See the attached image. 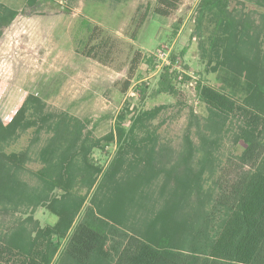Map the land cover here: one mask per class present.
Listing matches in <instances>:
<instances>
[{
    "label": "rangeland",
    "instance_id": "1",
    "mask_svg": "<svg viewBox=\"0 0 264 264\" xmlns=\"http://www.w3.org/2000/svg\"><path fill=\"white\" fill-rule=\"evenodd\" d=\"M199 2L0 0V11L16 12L0 34V177L6 183L0 185V242L5 237L13 246L23 245L36 229L59 219L47 205L63 192L49 190L36 172L46 164L43 153L51 145L52 123L64 112L82 120L104 145L86 157L100 167L95 183L89 189L82 186L71 206L64 203L66 216L60 223L66 225L65 234L91 208L126 236L156 247L164 244L163 249L176 248L178 241L185 246L188 232L217 195V177L238 165L246 139L264 125V94L248 96L243 90L252 75L264 82V32L250 31L245 58L225 71L224 60L202 56L200 45L207 46L213 23L204 20L199 37ZM227 12L238 25L246 21L255 30L264 23V0H228ZM164 66L177 73L173 92L156 91ZM232 74L243 84L240 90L227 81ZM198 82L231 97L233 111L219 121L208 120ZM139 85L146 88L143 99ZM126 104L130 114L124 127L132 112L158 109L147 123L155 140L142 141L135 150L127 146L115 174L101 183L117 153L115 141L106 143L102 137L113 130L115 116L124 113ZM250 113L258 114L257 124L247 125ZM66 164L63 159L61 166ZM21 191L29 202L22 200ZM36 195L45 200L32 206ZM19 229L23 231L16 234ZM165 240L172 244L166 246ZM65 242L60 238L51 264H69L61 251ZM17 263L0 258V264Z\"/></svg>",
    "mask_w": 264,
    "mask_h": 264
},
{
    "label": "trees",
    "instance_id": "2",
    "mask_svg": "<svg viewBox=\"0 0 264 264\" xmlns=\"http://www.w3.org/2000/svg\"><path fill=\"white\" fill-rule=\"evenodd\" d=\"M227 3L228 0H200L196 17L199 37L202 36L200 29L204 20L213 23L207 46L200 45L202 56L214 58L216 62L224 60L225 71L230 70L232 62L236 63L245 58L244 54L249 50L252 41L250 31L253 33L261 29L264 32V23L255 30L246 21L238 25V21L227 12ZM156 10L166 13V10L158 7ZM15 15L14 11H0V34L1 28L9 24ZM83 24L90 25L87 21H83ZM163 68L156 91L173 92L177 73L168 72V67ZM183 77L188 78L186 75ZM251 77L243 90L248 96L263 95V80L255 75ZM226 79L232 87L241 89L243 84L235 81L233 74ZM138 87L143 99L146 88L142 85ZM196 91L206 107L210 121L223 119L235 108L231 97L204 83L198 82ZM122 109L124 113L119 112L115 116L113 130L102 137L106 143L115 141L117 153L102 172L101 183L115 174L127 146L130 150L132 147L135 150L142 141L152 143L155 140L154 132L147 130V123L156 115L158 109L132 112L128 127L123 125L127 114H130L128 104ZM250 115L246 120L247 125L257 124L258 114ZM85 127L82 120L64 112L52 123L51 145L43 153L46 164L36 175L49 190L56 187L62 190L61 198H55L47 205L59 219L54 225L36 229L32 239L23 245L21 242L13 246L5 237L2 238L0 258L5 255L13 261L16 259L17 264H51L60 246V238L65 237L66 242L61 251L69 264H110L113 261L112 264H264V125L260 129L257 127L260 133L255 136L245 133V139L248 135L249 137L239 156V163H236L238 165L232 170L221 172L220 177H217L216 197L198 225L191 228V233L188 232L191 236L186 240L185 246L180 247L181 243L177 242V238L174 249H163L164 244L156 247L134 235L126 236L91 208L85 209L82 217L74 225H70L69 233L65 234L66 225L60 223L66 216L64 203L71 206L70 201L77 197V191L82 186L91 188L100 172V167L91 164L86 157L93 148L104 145L91 135V131L85 130ZM138 131L145 132V135L138 137ZM70 149L74 151L69 153ZM63 159L67 162L65 166H61ZM2 168L4 169V164L1 165ZM2 184H6L5 178L0 177V185ZM9 191L12 192V189ZM22 191V200L29 202ZM14 194L13 191L12 197ZM44 200L41 195H36L31 202L32 206L41 204ZM81 202L82 199L75 203L70 211L72 215ZM72 218L73 216L68 218L67 222L70 223ZM22 231L23 229H19L15 233L20 234ZM164 242L166 246L172 244V240Z\"/></svg>",
    "mask_w": 264,
    "mask_h": 264
}]
</instances>
